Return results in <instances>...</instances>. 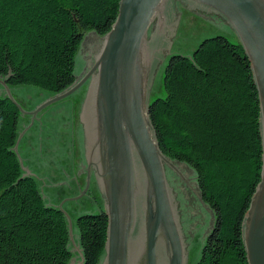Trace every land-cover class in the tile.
Returning a JSON list of instances; mask_svg holds the SVG:
<instances>
[{
  "label": "water",
  "instance_id": "95a60500",
  "mask_svg": "<svg viewBox=\"0 0 264 264\" xmlns=\"http://www.w3.org/2000/svg\"><path fill=\"white\" fill-rule=\"evenodd\" d=\"M183 1L168 20L165 0H121L110 32L85 36L76 81L60 93L0 78V95L21 111L14 149L23 170L34 176L45 202L67 216L77 253L72 264L81 257L77 219L104 210L108 234L100 264H197L215 215L195 171L161 150L150 106L166 95L170 57L191 56L216 35L241 42L259 90L263 166L243 240L249 264H264V0ZM170 24L174 34L165 43ZM179 174L192 187L179 199L183 215L172 192L183 184Z\"/></svg>",
  "mask_w": 264,
  "mask_h": 264
},
{
  "label": "trees",
  "instance_id": "16d2710c",
  "mask_svg": "<svg viewBox=\"0 0 264 264\" xmlns=\"http://www.w3.org/2000/svg\"><path fill=\"white\" fill-rule=\"evenodd\" d=\"M120 1L0 0V78L53 95L66 90L76 81L85 36L110 32ZM164 88L165 97L150 106L160 148L195 171L215 215L197 264H249L243 222L263 166L260 97L249 57L241 42L206 38L193 55L170 57ZM20 118L19 107L0 95V264H72L77 253L67 216L45 202L14 149ZM104 211L79 216L75 264H100Z\"/></svg>",
  "mask_w": 264,
  "mask_h": 264
},
{
  "label": "flooded vegetation",
  "instance_id": "af4514ba",
  "mask_svg": "<svg viewBox=\"0 0 264 264\" xmlns=\"http://www.w3.org/2000/svg\"><path fill=\"white\" fill-rule=\"evenodd\" d=\"M184 3H185V1H183V0H165V6H164V14H166L167 16H168V20H169V18L170 19H172L173 20V18H174V10H176V7L178 6V5H180V6H183L184 5ZM218 17V16H217ZM219 19H221L220 17H218ZM222 20V19H221ZM172 27V28H171ZM174 24H170L169 25V27H167V29H166V31H165V33H164V35H163V39H162V41L164 42V38H165V43H166V40H168V36H170L171 35V32H172V30H173V32H172V35H171V37L173 36V34H174ZM88 39V38H87ZM87 39H86V41H85V43L83 44V46H82V50H84L83 48H85V46H86V42H87ZM93 65V64H92ZM92 65H91V67H92ZM91 67H90V69H91ZM90 69H88L87 71H89ZM86 71V72H87ZM85 72V73H86ZM90 81H91V78H90ZM87 83H88V87H89V81H87ZM86 83V84H87ZM85 84V85H86ZM84 85V86H85ZM83 86V87H84ZM82 87V88H83ZM88 87H87V91H86V95H85V98H84V100H83V102H82V106L84 105V103H85V101H86V99H87V97H88ZM77 103H79V102H77ZM77 103H75V105H77ZM80 104V103H79ZM86 112H88L87 113V119H88V121L90 122L91 121V118L93 119V114H92V112H91V106H89L88 107V109H87V111ZM179 176L181 177V179H183L184 181H182L183 182V184H179V186H177V187H175V188H173L172 187V185H171V182L169 181V179H168V181H169V184H170V186H171V188H173V190H172V192H173V195L175 194V197H176V201L178 202V204H179V209H180V212H181V215H183V213H182V206L180 205V202H179V199L181 198V196L182 195H184V197H185V191H189V188H192L191 187V184L189 183V181L186 179V178H184L181 174H179ZM93 177V176H92ZM202 205L203 206H206V205H204V203H202ZM182 223H183V221H182ZM184 225V224H183Z\"/></svg>",
  "mask_w": 264,
  "mask_h": 264
},
{
  "label": "rangeland",
  "instance_id": "374dc122",
  "mask_svg": "<svg viewBox=\"0 0 264 264\" xmlns=\"http://www.w3.org/2000/svg\"><path fill=\"white\" fill-rule=\"evenodd\" d=\"M199 46V45H198ZM197 49V48H196ZM170 60V59H169ZM169 63V62H168ZM168 65V64H167ZM167 68V67H166ZM165 72H166V69H165ZM27 86H33V87H37V86H35V85H27ZM37 88H39V87H37ZM39 89H42V88H39ZM42 90H44V89H42ZM45 91H47V90H45ZM9 98V97H8ZM156 100V99H155ZM154 101V100H153ZM78 220V219H77Z\"/></svg>",
  "mask_w": 264,
  "mask_h": 264
}]
</instances>
